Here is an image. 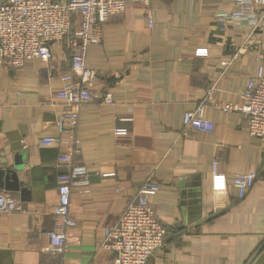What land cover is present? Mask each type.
<instances>
[{
    "label": "crops",
    "instance_id": "obj_1",
    "mask_svg": "<svg viewBox=\"0 0 264 264\" xmlns=\"http://www.w3.org/2000/svg\"><path fill=\"white\" fill-rule=\"evenodd\" d=\"M232 7L233 0L133 1L103 23L86 61L97 73L92 88L110 91L114 103L96 100L80 109L78 162L87 169L90 194L73 188L75 226L60 253L49 250L47 231L66 147L38 140L67 139L57 128L67 106L56 92L70 69L68 40L54 43L50 61L0 66V170H16L28 191L0 189L17 203L0 207V264L111 263L104 229L136 201L146 180L160 184L151 204L166 227L148 264H264V139L249 135L244 113L215 107L238 103L256 74L264 13L257 5L256 29L240 21L220 30L216 11ZM201 100L210 132L183 126L184 112ZM251 171L257 178L238 199L231 179Z\"/></svg>",
    "mask_w": 264,
    "mask_h": 264
},
{
    "label": "built area",
    "instance_id": "obj_2",
    "mask_svg": "<svg viewBox=\"0 0 264 264\" xmlns=\"http://www.w3.org/2000/svg\"><path fill=\"white\" fill-rule=\"evenodd\" d=\"M133 1L149 0H0V66L9 64L21 67L30 59L50 61L53 58L54 43L67 38L70 47V69L60 76L62 87L56 96L63 100L66 109L57 116L59 136L39 138L40 146L64 144L66 150L59 154L58 164L64 169L57 177L58 201L53 208V227L47 231L50 238L49 250L60 253L65 247L66 230L75 226L71 216V194L77 188L80 195H89L87 169L79 164L82 149L77 136L79 112L87 103L99 100L113 104L110 91L96 90L92 84L97 78L96 71L86 61L88 49L100 42L102 25L109 15L122 12ZM264 0H233L231 10L219 9L215 21L220 30L229 23L246 21L257 28L259 19L256 6ZM149 25L152 19L148 15ZM252 33V37L254 36ZM261 61L256 74L251 77L240 94L238 103L215 104L222 112L239 111L247 116L249 135L264 139V50L256 53ZM212 95V87L207 98ZM206 101L201 100L194 109L183 114L185 128L210 132L213 124L205 115ZM118 132H125L118 129ZM217 171V162L212 172ZM257 172H240L233 175L232 186L237 198L242 199L253 186ZM160 184L146 180L139 189V195L123 211L118 221L106 227L103 232V247L114 253L108 264H148L149 258L163 244L166 227L157 218L151 204V197L159 190ZM0 207L16 209L17 203L8 194L1 195Z\"/></svg>",
    "mask_w": 264,
    "mask_h": 264
},
{
    "label": "water",
    "instance_id": "obj_3",
    "mask_svg": "<svg viewBox=\"0 0 264 264\" xmlns=\"http://www.w3.org/2000/svg\"><path fill=\"white\" fill-rule=\"evenodd\" d=\"M0 189L5 191H19L22 194L28 193L25 188L20 187L16 170H8L5 172L0 170Z\"/></svg>",
    "mask_w": 264,
    "mask_h": 264
}]
</instances>
